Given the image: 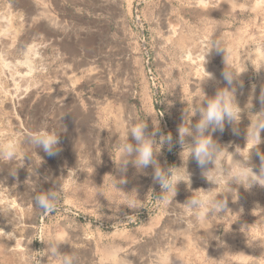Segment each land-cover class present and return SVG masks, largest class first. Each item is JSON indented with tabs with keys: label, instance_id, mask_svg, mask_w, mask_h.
Wrapping results in <instances>:
<instances>
[{
	"label": "rangeland",
	"instance_id": "rangeland-1",
	"mask_svg": "<svg viewBox=\"0 0 264 264\" xmlns=\"http://www.w3.org/2000/svg\"><path fill=\"white\" fill-rule=\"evenodd\" d=\"M211 42L225 51L205 62ZM263 54L264 0H0V264H264V187L209 182L214 169L185 161L178 134L227 87L225 55L241 118L211 135L258 172L264 131L256 147L247 133L264 113ZM142 122L171 146L157 165L122 166L135 144L123 132ZM45 133L59 138L55 156L31 139ZM157 166L190 183L171 197ZM52 192V210L36 206ZM198 193L225 209L198 216Z\"/></svg>",
	"mask_w": 264,
	"mask_h": 264
},
{
	"label": "clouds",
	"instance_id": "clouds-1",
	"mask_svg": "<svg viewBox=\"0 0 264 264\" xmlns=\"http://www.w3.org/2000/svg\"><path fill=\"white\" fill-rule=\"evenodd\" d=\"M213 48L217 52H224L225 50L218 45L217 42L209 43L206 57ZM224 63L227 65L228 70L222 72V78L227 87L220 89L213 97L208 98L204 101V107H198L191 112L192 116L199 115L194 126L188 124H181L178 127L179 143L183 148L182 156L187 161L189 158L195 160L197 166L201 169H207L209 165L214 170L206 171V179L211 183H220L223 181L226 185L229 183H235L243 185L245 189H250L253 185H259L264 187V153H260L261 166L259 171H254L251 165L250 155L244 156L243 159H236L234 156L227 155L226 151L221 148L219 142L213 138L211 133L217 131L223 133L225 125H234L241 118L242 109L239 106L236 99L237 89L233 87L234 77L239 75L231 69L228 65L227 57L224 55ZM204 79H212L213 74L207 72ZM261 104L264 105V91L261 92ZM253 107L252 100L250 98L245 110H251ZM147 125L145 123H138L130 128L125 129L123 136L127 138L129 135L135 144L125 143L124 146L119 150L120 158L119 163L122 166H127L129 163L134 165L138 170L145 169L150 165H157L155 159L156 154L160 152V149L165 143L171 146L172 136L167 134L161 136L159 145H156L155 140L149 138L146 134ZM233 132L238 134V129L233 127ZM264 131V113L257 116L250 124V128L247 133V137L251 136L256 143L253 147L258 146L261 143L260 133ZM207 133V134H206ZM156 133L153 132L152 136ZM186 137H191V143L186 142ZM35 146L42 149L48 156H55L61 150L59 147V138L55 134L45 133L42 135L34 136L31 138ZM171 149V147H169ZM250 152V150H249ZM6 155L10 158L13 153L11 150L7 151ZM227 157L228 169L226 175H221L222 160ZM131 158V159H129ZM169 175H165L161 171L159 166L155 169L153 179L161 184L163 189H166L171 197L176 194V185L185 181L190 183L189 174L184 171L183 174L179 170L173 168L168 169ZM216 194L206 195L198 193L195 198L188 201V205L194 208H199L197 213L198 216H206V214L213 209L219 211L225 209L226 200L214 201L213 197ZM55 198V193L40 194L35 197V204L37 207L50 211L54 208V203L49 197ZM58 243L63 240L56 239ZM62 264H74V261L65 256Z\"/></svg>",
	"mask_w": 264,
	"mask_h": 264
},
{
	"label": "bare ground",
	"instance_id": "bare-ground-1",
	"mask_svg": "<svg viewBox=\"0 0 264 264\" xmlns=\"http://www.w3.org/2000/svg\"><path fill=\"white\" fill-rule=\"evenodd\" d=\"M1 22L6 23L5 20H4L3 18L1 19ZM259 49H260V48H259ZM261 50H262V49H261ZM263 57H264V54H263V56H262L261 58H263ZM16 86H17V85H16ZM20 88H21V87H20ZM15 89H16V88H15ZM17 91H18V90H17Z\"/></svg>",
	"mask_w": 264,
	"mask_h": 264
}]
</instances>
